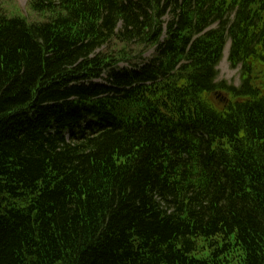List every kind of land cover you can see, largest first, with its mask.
<instances>
[{"label": "trees", "instance_id": "1", "mask_svg": "<svg viewBox=\"0 0 264 264\" xmlns=\"http://www.w3.org/2000/svg\"><path fill=\"white\" fill-rule=\"evenodd\" d=\"M7 2L0 264H264V0Z\"/></svg>", "mask_w": 264, "mask_h": 264}, {"label": "rangeland", "instance_id": "2", "mask_svg": "<svg viewBox=\"0 0 264 264\" xmlns=\"http://www.w3.org/2000/svg\"><path fill=\"white\" fill-rule=\"evenodd\" d=\"M29 1L30 0H13V2L6 3V9L10 14L13 15H23L29 18L30 20L38 19L34 14L29 11ZM230 49V41L227 43L224 57L218 67L219 70V80H226L228 83L235 85L240 84V68H233L228 60ZM155 53V49H151L145 54V58L150 59ZM104 83V80L100 81Z\"/></svg>", "mask_w": 264, "mask_h": 264}]
</instances>
